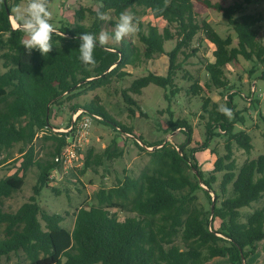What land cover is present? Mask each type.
<instances>
[{"label": "trees", "instance_id": "16d2710c", "mask_svg": "<svg viewBox=\"0 0 264 264\" xmlns=\"http://www.w3.org/2000/svg\"><path fill=\"white\" fill-rule=\"evenodd\" d=\"M10 1L0 0V51L5 68L0 74V153L17 143L27 148L17 160L23 174L16 172L0 179V261L22 250L30 264H205L217 257H228L231 264H246L257 243L264 239V204L254 207L264 199V153L238 166L234 144L247 154H251L254 146L246 130L234 131L236 123L244 122L234 104L235 92L228 93L226 101L231 118L218 111L219 104L212 102L211 97H203L201 116H208L206 139L199 148H192L190 154L186 146L192 142V126L184 119L170 120L175 128L186 129V142L180 146L165 141L145 142L139 137L154 148L152 167L137 178L127 175L116 179L112 186L103 182L95 193V203L76 211L71 230L62 225L66 215L49 213L42 208L38 197L43 188L50 187L49 174L58 167L54 157L67 143L68 133L56 131L50 123L52 106L61 104L65 95L77 96L76 90L83 84L95 89L109 84L114 76L123 79L130 74L124 70L127 66L137 67L143 59L164 54L169 58L165 75L149 72L139 76L122 95L132 115L136 114L134 107L141 110L132 94L141 95L150 84L170 88L165 94L170 99L181 91L176 78L183 62L199 51L192 47L199 33L213 44L214 60L204 65L207 80L193 82L189 92L201 95L206 89L227 90L230 80L224 68L229 63L243 57L264 69L260 33L263 14L244 11L250 0L229 5L203 0L205 6L223 14L236 34L234 45L232 34L221 36L208 20L201 18L194 0H93L100 7L95 11L89 9L95 15L92 25L78 22L61 26L62 35L53 33L52 50L43 55L36 50L29 53L20 44L25 37L18 29L14 30ZM19 1L22 0H15ZM138 7L150 10L155 18L166 19L167 25L162 30L152 23L144 26L134 17L144 49L124 38L117 46L106 45L107 51L105 47L95 48L94 63L82 65L77 59L78 35L102 32L104 21L96 18V12L113 10L119 19L121 13L137 12ZM83 10L76 11L78 18L83 19ZM170 40L176 43L168 51L165 43ZM180 55L184 56L182 61ZM79 109L82 115L133 135L132 127L116 121L98 102L73 106L74 113ZM39 132L54 146L50 156L43 159H37L33 143ZM222 133L226 136V153L216 154L213 174L205 177L196 152L207 150L213 138ZM119 155L111 146L102 153L88 149L84 169L78 176L95 166L107 169L108 162ZM32 166L39 170L34 193L16 211H5L4 199L22 189L25 173ZM189 169L195 172L194 176ZM219 172L223 175L217 191L213 185ZM199 189L209 199L210 191L215 192L214 207L198 200ZM245 208L252 210L244 212ZM120 210L129 215L121 219ZM217 220L219 228L214 225Z\"/></svg>", "mask_w": 264, "mask_h": 264}, {"label": "rangeland", "instance_id": "374dc122", "mask_svg": "<svg viewBox=\"0 0 264 264\" xmlns=\"http://www.w3.org/2000/svg\"><path fill=\"white\" fill-rule=\"evenodd\" d=\"M212 2H220L223 5L233 4L236 1L245 2L246 0H211ZM50 11L52 12V23L55 26V34L62 33L59 31L61 26L66 24L82 23L92 25L95 15L89 9L98 10L100 5L93 0H47ZM12 5L13 17L15 19V9L17 7L24 8L27 6V0L9 2ZM197 13L201 18L208 20L219 32L221 36L232 34L235 38L234 45L237 44L236 34L227 24L222 13L215 9L208 8L203 0H194ZM83 8V19L78 18L76 11ZM245 12L262 13L264 17V0H250L245 4ZM108 20L102 24V32L109 34L108 46H117V41L111 38L114 32V24L118 20L113 10L105 13ZM125 14L133 17L136 25V31L126 39H131L135 46L144 49V45L138 37V22L152 23L157 25L161 30L167 25V20L163 18H155L150 10L142 7L137 8V12L127 10ZM134 17L136 19H134ZM13 25V24H12ZM14 27V25H13ZM14 28H17L15 26ZM261 40L264 43V22L260 28ZM26 38V37H25ZM176 41L170 40L165 43V48L170 51L174 48ZM193 48L199 51L183 62V69L177 74V86L181 91L170 99L165 94L170 92V88L164 89L155 84H150L143 89L141 95L132 94L141 107L139 110L134 107L136 114H131L129 105L125 102L122 92L128 89L132 81L139 77L155 72L165 75L168 71L169 58L164 55H157L151 60L143 59L137 67L127 66L124 70L130 74L123 79L114 76L107 85L89 88L83 84L80 89L76 90L75 97L67 98L65 95L61 104L52 106L50 123L59 132L70 126L73 115L74 105L85 106L90 102H98L104 106L108 113L118 122L133 128V135L122 133L116 129L96 120H92L88 141L82 153V157L77 162L75 170L70 173L59 176L50 181L49 188H43L41 195L38 197L40 205L49 213H59L66 215V219L62 225L71 230L75 222L76 211L81 206H89L95 203V193L104 182L106 186H112L116 179L124 178L127 175L139 177L146 169L152 167L153 147L147 146L145 142L165 141L170 145L177 147L186 142V129L174 127L170 125V120H186L192 126V142L186 146L187 152L190 154L192 148H199L201 143L206 139L205 124L208 120L207 114L204 117L201 114L203 97L209 96L212 102H217L219 106H227L226 101L229 98L228 93L235 92L234 104L236 110L240 111V116L244 118V122L236 123L234 131L246 130L253 138V149L251 154H247L243 149L234 144V157L238 166L247 159H254L264 153V76L263 66L255 61L245 60L240 57L237 61L229 63L224 69L230 80V86L227 90L207 89L201 95H193L189 92V88L193 82L204 83L207 80L204 65L212 59V51L214 46L204 40L202 33H199L192 44ZM191 50V49H190ZM0 51V74L5 71L3 59ZM183 55L179 60L182 61ZM82 110V109H79ZM78 111V110H77ZM76 111V112H77ZM34 146L37 153V159H43L50 156L53 151V143L43 138V133L39 132L34 140ZM226 136L222 133L215 136L210 143V147L204 151L196 152V158L200 170L203 171L205 177L213 174L214 163L217 155H224ZM111 146L112 150L120 155L110 162L108 168L104 166H95L86 171L82 176H78L80 170L84 169V160L88 149L92 148L96 153H102L107 147ZM27 147L23 143H17L12 148L4 150L0 153V179L19 172L20 160L23 150ZM85 154V155H84ZM12 157V158H11ZM21 175L23 172H19ZM189 173L194 176L195 172L189 169ZM39 170L36 166H32L25 173V184L21 190L16 191L11 197L4 199L5 211H16L23 203L27 202L34 193V185L37 182ZM223 172L216 173L217 181L214 183L215 190L219 191V185L222 180ZM198 179V178H197ZM201 187L208 190V187L201 183ZM58 191V192H57ZM198 200L205 206L215 203V192L210 191L208 195L203 189L196 192ZM264 204V199L256 203L254 207H260ZM244 212L252 210V208L243 209ZM121 219H124L129 213L118 211ZM219 228V221L214 223ZM0 264H30L26 254L21 250L10 256H4ZM205 264H231L228 257H217L209 260ZM246 264H264V239L257 243V249L250 254L246 260Z\"/></svg>", "mask_w": 264, "mask_h": 264}, {"label": "clouds", "instance_id": "9594fccd", "mask_svg": "<svg viewBox=\"0 0 264 264\" xmlns=\"http://www.w3.org/2000/svg\"><path fill=\"white\" fill-rule=\"evenodd\" d=\"M96 18L100 21H107L108 16L102 12H96ZM15 20L17 28L24 34L20 44L31 53L33 50L43 55L48 54L54 45L52 35L56 31L52 21V12L49 9L47 0H27V6L15 9ZM114 32L111 38L117 42L136 31V25L131 15L121 13L119 19L114 24ZM79 47L78 57L82 65L88 66L94 63V50L97 47H105L108 44L109 34L101 32L95 35L90 32H83L78 35ZM218 111L231 118V110L226 106H219Z\"/></svg>", "mask_w": 264, "mask_h": 264}, {"label": "built area", "instance_id": "2783aa9c", "mask_svg": "<svg viewBox=\"0 0 264 264\" xmlns=\"http://www.w3.org/2000/svg\"><path fill=\"white\" fill-rule=\"evenodd\" d=\"M81 113L82 110L75 112L70 126L65 130V133H68L67 143L60 153L54 157V161L58 167L50 172V181L75 170L77 162L83 156L82 153L88 141V134L93 118L89 115H82ZM55 130L57 131V129Z\"/></svg>", "mask_w": 264, "mask_h": 264}, {"label": "bare ground", "instance_id": "6f19581e", "mask_svg": "<svg viewBox=\"0 0 264 264\" xmlns=\"http://www.w3.org/2000/svg\"><path fill=\"white\" fill-rule=\"evenodd\" d=\"M11 22L14 25V27L17 26V21L13 17H11Z\"/></svg>", "mask_w": 264, "mask_h": 264}, {"label": "crops", "instance_id": "0c3cea01", "mask_svg": "<svg viewBox=\"0 0 264 264\" xmlns=\"http://www.w3.org/2000/svg\"><path fill=\"white\" fill-rule=\"evenodd\" d=\"M213 45V44H212ZM214 50V49H213ZM212 54H213V51H212ZM214 60V57H213V55H212V59H210V61H213Z\"/></svg>", "mask_w": 264, "mask_h": 264}, {"label": "water", "instance_id": "95a60500", "mask_svg": "<svg viewBox=\"0 0 264 264\" xmlns=\"http://www.w3.org/2000/svg\"><path fill=\"white\" fill-rule=\"evenodd\" d=\"M212 206L214 207V202H213V205Z\"/></svg>", "mask_w": 264, "mask_h": 264}]
</instances>
